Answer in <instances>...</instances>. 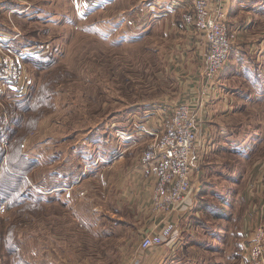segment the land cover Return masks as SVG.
<instances>
[{
    "label": "rangeland",
    "instance_id": "1",
    "mask_svg": "<svg viewBox=\"0 0 264 264\" xmlns=\"http://www.w3.org/2000/svg\"><path fill=\"white\" fill-rule=\"evenodd\" d=\"M2 1L13 52L42 49L21 60L26 93L0 99V264H128L146 231L127 175L155 136L149 113L179 100L176 45L195 28L176 15L167 29L166 0ZM242 117L205 168L218 196L185 230L202 264H250L238 235L248 175L264 168V113Z\"/></svg>",
    "mask_w": 264,
    "mask_h": 264
},
{
    "label": "crops",
    "instance_id": "2",
    "mask_svg": "<svg viewBox=\"0 0 264 264\" xmlns=\"http://www.w3.org/2000/svg\"><path fill=\"white\" fill-rule=\"evenodd\" d=\"M166 1L167 8L162 11V14L166 12L163 16L167 23V29H170V25L173 22L171 18L176 15L181 16L190 6V0ZM2 3L4 1L0 2V9L5 6ZM12 3L10 8H13L15 12L26 10L24 8L18 10L19 4L14 3V1ZM174 12L176 13L175 15H173ZM228 17L230 29L235 35L232 53L226 67L216 79V88L207 97L205 106L200 110L199 130L206 145V152L195 179L198 191L197 200L190 212L175 216L181 229L178 237L143 251L141 254L143 264H202V252H198L200 255L198 257L195 249L193 253L192 250H189V235L185 233V230L194 225L195 217L193 216L198 215L199 217L202 209L205 208L200 204L204 196H209V193L218 196L215 194L216 191L212 190L217 189L220 185L218 186L216 182L213 183L210 180L213 179V174L207 175L205 169L208 165H211L213 157H216V151L221 149L218 147L221 144L224 146L223 139L218 134L227 128L240 130L238 127H243V114L249 112L264 113V0H229ZM16 35L17 32H14V34L9 33L3 27H0V37L5 39L4 44L10 49L14 43L11 40ZM203 39L197 31L195 33L189 31L181 38L180 45H176L182 52L181 56L175 58V64L180 66L176 91V94L179 95V100L166 99L168 103L165 102V105H158L154 109L155 112L149 113L144 122V127L154 130L153 133L160 131H156V129L165 128L167 116L172 112L177 101L189 100L193 104H199L202 67L206 50L205 40ZM32 46L27 44L21 50H27ZM34 46L36 47H33L35 48L33 55L40 54L41 45L40 48L36 44ZM183 60L186 61V66L183 64ZM183 67L185 68L183 69ZM116 157L112 159H116ZM140 158L141 155L138 166L133 167L132 171L127 175V179H131L132 184L131 186L126 184L128 191L125 189L122 195L135 204V209L137 210L135 215L138 217L137 220L140 221L138 223L141 224L139 225V230L144 232L155 225L154 219L150 215V199L154 181L143 169ZM261 161L264 163L262 158L256 166L259 163L261 164ZM112 162V164L115 163L114 160ZM263 169L262 171L255 170L256 173L252 172L247 178L246 202L248 208L241 219L243 228L238 235L241 242V257H246V242L255 239L257 235L256 228L259 223L263 225L264 231ZM142 210H144V213H142ZM262 234L264 241V232ZM126 253H128V250H126Z\"/></svg>",
    "mask_w": 264,
    "mask_h": 264
},
{
    "label": "built area",
    "instance_id": "3",
    "mask_svg": "<svg viewBox=\"0 0 264 264\" xmlns=\"http://www.w3.org/2000/svg\"><path fill=\"white\" fill-rule=\"evenodd\" d=\"M228 11L229 0H190V6L181 14L179 26L191 25L205 38L199 104L189 100L176 104L167 116L165 128L154 133L141 154L142 167L154 181L150 215L155 225L144 233L139 250L128 264H143V251L176 239L180 231L175 216L190 212L196 201L195 179L206 152L199 130L200 110L216 88V79L227 65L235 39ZM4 42L0 37V99L6 96L8 88H14L18 94L26 93L29 84L21 60L33 55L36 47L17 54ZM256 229L255 239L246 242V258L250 264H264L263 225L259 223Z\"/></svg>",
    "mask_w": 264,
    "mask_h": 264
},
{
    "label": "trees",
    "instance_id": "4",
    "mask_svg": "<svg viewBox=\"0 0 264 264\" xmlns=\"http://www.w3.org/2000/svg\"><path fill=\"white\" fill-rule=\"evenodd\" d=\"M32 45V44H31ZM34 46V45H33ZM37 47H38V45H37ZM35 57H37V56H35V55H28L27 57H25L24 59H25V61H27V60H33ZM199 196V195H198ZM202 200H205V199H202ZM203 207H205V206H203ZM207 207V206H206ZM205 207V208H206ZM208 208V207H207Z\"/></svg>",
    "mask_w": 264,
    "mask_h": 264
}]
</instances>
